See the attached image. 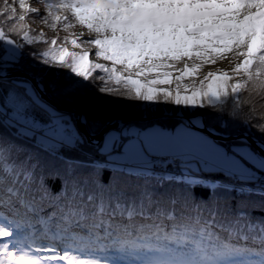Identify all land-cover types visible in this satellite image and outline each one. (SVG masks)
Returning <instances> with one entry per match:
<instances>
[{
	"label": "snow or ice",
	"instance_id": "snow-or-ice-1",
	"mask_svg": "<svg viewBox=\"0 0 264 264\" xmlns=\"http://www.w3.org/2000/svg\"><path fill=\"white\" fill-rule=\"evenodd\" d=\"M0 264H264V0H0Z\"/></svg>",
	"mask_w": 264,
	"mask_h": 264
},
{
	"label": "rangeland",
	"instance_id": "rangeland-1",
	"mask_svg": "<svg viewBox=\"0 0 264 264\" xmlns=\"http://www.w3.org/2000/svg\"><path fill=\"white\" fill-rule=\"evenodd\" d=\"M29 2H31V0H29ZM30 26L33 29H35L37 32L41 31V29H42L44 37L52 38L53 36H56L58 38V45L66 47L69 51L79 52L81 50L80 48H77V47H75V46H73L71 44H60L59 43L60 39H62L63 37H65V36H67L69 34H74V35L78 36L81 33V31H82V29L79 26H74L73 28L69 29L67 32L63 31V30L57 32L56 30L50 29V28H48L46 26H42L40 24H31ZM83 31H84V35H85V38H86L87 37V31L86 30H83ZM82 47L87 49L89 51V53H91L94 50V46H91V45H84ZM25 59H27V58L25 57ZM87 59H89L90 61H95L97 63H100V62L107 63L106 61H102L99 58H96V57H94L92 55H89L87 57ZM226 67H229V64L227 63V61L221 60V59H217L214 64H206L203 67L199 68L198 71L199 72H203L206 68H226ZM96 72L98 74H100L98 72V70H96ZM186 82H190V81H186Z\"/></svg>",
	"mask_w": 264,
	"mask_h": 264
},
{
	"label": "trees",
	"instance_id": "trees-1",
	"mask_svg": "<svg viewBox=\"0 0 264 264\" xmlns=\"http://www.w3.org/2000/svg\"><path fill=\"white\" fill-rule=\"evenodd\" d=\"M45 38L51 39L49 37H45ZM33 46L37 47L40 50H44L47 48V44L43 43L42 41L41 42H34ZM25 60L27 61V59H25ZM91 73L98 74L95 69L90 70V75H91ZM238 91H240V90L238 89ZM93 95H95V94L93 93ZM97 101H98V103L103 104L109 108H117L122 103L121 101L109 99L107 97H97Z\"/></svg>",
	"mask_w": 264,
	"mask_h": 264
}]
</instances>
